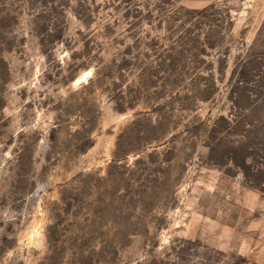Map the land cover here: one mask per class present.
Wrapping results in <instances>:
<instances>
[{
	"label": "rangeland",
	"instance_id": "1",
	"mask_svg": "<svg viewBox=\"0 0 264 264\" xmlns=\"http://www.w3.org/2000/svg\"><path fill=\"white\" fill-rule=\"evenodd\" d=\"M0 264H264V0H0Z\"/></svg>",
	"mask_w": 264,
	"mask_h": 264
},
{
	"label": "trees",
	"instance_id": "2",
	"mask_svg": "<svg viewBox=\"0 0 264 264\" xmlns=\"http://www.w3.org/2000/svg\"><path fill=\"white\" fill-rule=\"evenodd\" d=\"M119 143L117 142V147H118Z\"/></svg>",
	"mask_w": 264,
	"mask_h": 264
}]
</instances>
